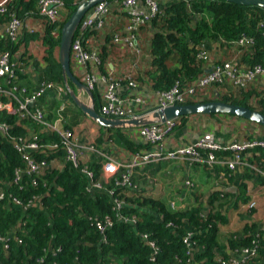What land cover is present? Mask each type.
<instances>
[{
	"label": "trees",
	"instance_id": "16d2710c",
	"mask_svg": "<svg viewBox=\"0 0 264 264\" xmlns=\"http://www.w3.org/2000/svg\"><path fill=\"white\" fill-rule=\"evenodd\" d=\"M61 1L63 5L52 21L40 12L39 0H0L8 8V13H0V54L9 51L21 64L38 68L44 78L65 87L59 54L61 30L84 0ZM107 1L110 12L102 27L90 30L84 41L86 49L96 51L100 57V63L92 66L96 74L111 73L117 78L132 76L140 86L138 92L150 104L156 103L159 90L178 84L185 91L194 89L186 95L184 103L223 101L264 114V76L242 89L230 81L214 86L198 85V80L214 65L231 62L238 68L264 66V8L224 0L161 1L157 15L136 30L138 45L131 47L124 40L129 34L128 11L115 0ZM12 13L21 21L17 40H12L5 31ZM242 33L253 37L254 43L239 45L236 41ZM91 36L100 40L98 47L94 48ZM211 41H219L223 46V52L216 58L209 46ZM204 49L209 56L207 61L199 56ZM116 59L124 67L123 74L118 76L110 67V63L117 67ZM71 69L84 82V67L72 54ZM24 75L19 74L18 80ZM70 85L76 89L71 82ZM93 96L95 107L100 111L101 91H93ZM63 100L74 106L64 111L69 128L81 115H86L67 92L60 96L55 87L48 89L38 102L52 119ZM202 115L217 121H221L220 117L244 121L246 124L230 123L225 128L228 133L235 131L239 138L242 136L241 141L255 139L251 133L256 128L260 138L264 137V125L234 114H192L174 121L179 128L186 125L188 118ZM0 120L12 124L10 133L13 136L28 137L26 129L17 123L16 115L3 112ZM33 128L41 143L60 142L56 132L46 131L40 124H34ZM218 129L223 130V123ZM111 145L119 147L121 153H131L132 158L123 162H130L135 155L152 149L142 137L141 127L101 126L94 146L114 152ZM216 153L224 159L235 154L234 151ZM35 155L38 160L48 162L46 170L37 176L38 185L30 184L27 177L23 183H15L16 170L24 168L26 162L12 138L0 132V192L4 193V198L0 199V235L7 238L9 245L6 247L0 241V264H264V226L253 223L245 227L242 236L237 230L229 233L224 241L219 239L220 224L229 222L230 213L239 210L240 202L249 204L252 211L255 208L250 207L253 199L252 194L246 193V183L240 188L238 185L236 192L229 189L234 181V170L225 165L202 164L214 176L215 186L207 199L201 200L202 194L195 189L194 183L186 184L193 187L195 202L171 209L160 196L146 194L135 175H131L132 185H123L119 173L104 182L101 159L87 164L80 158L76 166L67 159L61 147L47 148ZM56 160L62 167L54 165ZM246 160L253 166L244 167L246 176L262 183L264 148L250 149ZM145 165L148 164L137 168ZM85 166L93 170L94 180L102 188L89 190L90 180L82 171ZM222 175L227 182L218 183L216 179ZM13 196L23 204L33 199L37 201L24 209L14 202ZM114 199L123 200L119 209L115 208ZM120 215L134 221L127 222ZM107 218L114 223L106 230L103 240L96 221L104 222ZM189 232L193 235L192 254L187 252L183 241ZM144 235L149 236L155 247L147 243ZM18 238L23 242L19 243ZM244 249L250 253H245Z\"/></svg>",
	"mask_w": 264,
	"mask_h": 264
},
{
	"label": "built area",
	"instance_id": "2783aa9c",
	"mask_svg": "<svg viewBox=\"0 0 264 264\" xmlns=\"http://www.w3.org/2000/svg\"><path fill=\"white\" fill-rule=\"evenodd\" d=\"M162 3H167L176 0H115L116 3L122 5L129 13L130 23L128 25L129 34L125 37V42L131 47H137L138 39L136 30L139 26L150 22L160 11ZM110 2L102 1L94 6L82 19L79 24L73 41H72V55L84 67L83 77L84 83L92 91H101L102 102L100 104V113L106 117L113 118H133L141 115H151L154 110L167 107L175 104H182L186 100L188 93H193L194 89L188 91L182 90L176 84L170 89L159 90L157 92V101L155 105H151L147 99L138 91L139 84L127 75L122 78L114 77L109 74H96L92 70V66L100 63V57L96 51L86 49L84 41L87 33L93 29H100L103 25L105 17L110 12ZM63 5L61 0H39L40 12L54 21L56 19L58 9ZM0 13H8V8L0 3ZM21 27L20 19L14 14H11V19L7 24L5 31L12 40L19 38V29ZM239 45L249 46L254 43L253 37L247 34H241L236 41ZM199 56L208 60L207 51L201 50ZM35 69L31 66L21 64L17 59L13 58L9 51L0 54V78L6 80L8 86H0V95L5 98L0 99V114L7 112L12 115L19 114L21 117L33 120L43 126L46 131L56 132L60 136V142L50 144L41 143L37 135L20 137L13 136L10 133L12 124L0 120V132L12 138L15 143V148L22 155L25 163L24 168L16 170L14 181L15 183H23L27 177L30 184L38 185L37 176L42 174L48 167V162L45 159L38 160L36 153L43 152L47 148L58 149L63 148L67 159L73 162L76 166L84 151L101 154L104 157L105 171L113 175L119 173L123 180V185H132L131 170L142 164H150L161 160H185L189 164H207L213 167L215 164H222L230 170H234L241 165H248L253 167L246 160V154L249 150L256 147L264 148V138L253 139L249 141L233 140L225 141L218 137L213 132H207L196 138L190 144L179 145L174 149L166 147V139L176 128L174 119L167 120L162 123H152L141 126L142 137L152 145V149L144 154H138L133 157L130 162H123L110 155H106L97 150L94 145H83L76 136L73 129L66 126V117L64 111L69 102L63 100L55 117L49 119L45 111L36 106L34 109L30 106L31 103L36 102L48 89L55 87L58 94L61 96L67 92L63 85H55L50 80L41 81L38 86L30 90L28 87L19 83V74H28L34 72ZM264 76V66L255 65L252 67H236L231 62L218 64L206 70L204 75L198 80L199 86H214L216 84H224L227 81L232 82L234 86L239 89L246 88L250 83L256 81ZM218 151H234L235 154L230 159L218 157ZM82 171L90 180L89 190L93 191L95 188H102V186L95 182L94 173L89 166L82 168ZM264 174V171H261ZM188 186L193 185L191 179H187ZM227 182L225 175L219 179V183ZM16 204L23 205L24 209L37 199L31 200L27 204L13 196ZM4 198V193L0 192V199ZM115 208L119 209L123 205V200L114 199ZM171 209L176 208V203L173 201L169 204ZM256 206V201L250 203V207ZM125 221H134V219L127 218L123 215L119 216ZM97 227L100 234L105 240V232L111 227L114 221L107 218L102 222L97 220ZM192 233L189 232L183 237V241L188 248V253L192 254L194 245L192 241ZM147 243L155 247L148 235H144ZM0 241L5 243L8 247L7 238L0 235ZM18 242L23 240L18 238ZM245 253H250L248 249H244ZM238 264V263H237Z\"/></svg>",
	"mask_w": 264,
	"mask_h": 264
},
{
	"label": "crops",
	"instance_id": "0c3cea01",
	"mask_svg": "<svg viewBox=\"0 0 264 264\" xmlns=\"http://www.w3.org/2000/svg\"><path fill=\"white\" fill-rule=\"evenodd\" d=\"M120 19H122L121 16L119 17V20ZM91 40L92 42H95L96 46H94V48L98 47V45L100 44V40L96 41L93 36H91ZM209 46L212 49V55L215 58L217 56H220L221 52H223V46L219 41H211L209 43ZM116 60L117 67H115L113 63H110V67L115 76H118L120 74L122 75L124 69L123 64L119 61V59ZM32 67L35 69V71L25 74L24 77H21V79L19 80V83L21 85L28 87L30 90L35 89L43 79V76L40 73L41 71L34 66ZM0 86H8L5 79L2 78V80H0ZM68 105L69 106H67V108L73 106L72 103H68ZM30 106L34 109L36 106H40V104L37 100L36 102L31 103ZM16 118L17 123L25 128L26 132L29 133L28 136L38 135L33 128V125H39L38 123H34V121L32 122V120L30 119L25 120L27 118L21 117L19 114L16 115ZM220 119L221 121H217L216 118L208 117L206 115L188 118L186 125L179 128L176 127L171 135L166 139V147L169 149H174L179 145L190 144L195 141L197 137L209 131H212L218 137L222 138L225 141H239L243 139L242 136L239 138L235 131H231L228 133L225 128L226 125L230 123L236 125L246 124L244 121H238L237 119L232 118L228 119L226 117H220ZM69 123L70 122L68 121V123H66V126ZM221 123H223V130L218 129ZM100 127V125L87 118L86 116L85 118H82V115L79 117L78 121H76L74 124L69 125V128L74 130L76 136L79 138L80 143L83 145H94L96 138L100 135ZM258 133L259 129L256 128L254 132L251 133V137L255 136V139H259L260 136L258 135ZM111 147L115 153L114 155L110 156L121 161H129L132 158L131 153H121L120 155H118L116 153V146L114 147L111 145ZM97 150L101 153L109 155L102 151V148ZM248 155L249 153L246 154V157ZM80 158L83 161L87 162V164H92V162H96L101 159L102 178L104 182L110 181L117 174L114 173L113 175H110L105 171L104 157L101 154L84 151V153L81 154ZM54 160L55 159H53L51 162H53ZM54 165L62 167L60 161L58 160L54 162ZM245 166L246 165H241L234 169V181L232 182V184H230L231 186H229V189L233 192H236L238 185L240 188L244 183H246V193L252 194V199L253 201H256V206L255 208H253L254 211H252V209H249V204L240 202L239 210L230 213L229 222L227 224H220L218 235L221 241H224L232 231L239 230V235L242 236L247 225L256 223L259 227L264 226V181L261 183L257 180V178L247 177L244 168ZM136 168H133L131 170V174L135 175V178L137 180L136 182H138L139 186L145 191L146 194H150L155 197L160 196L168 202V205L174 201L176 203V207L179 208H184L195 202V196L192 194L193 187L190 188L185 183L187 179H191L194 183L195 189H197L198 192L202 194L201 200H206L209 193L215 186L214 176L212 175V173H210L208 167L198 164H189L187 161L181 159H178V161L161 160L137 169ZM216 181L219 183V180L216 179ZM233 213L238 215V223H235L234 219L232 218Z\"/></svg>",
	"mask_w": 264,
	"mask_h": 264
},
{
	"label": "water",
	"instance_id": "95a60500",
	"mask_svg": "<svg viewBox=\"0 0 264 264\" xmlns=\"http://www.w3.org/2000/svg\"><path fill=\"white\" fill-rule=\"evenodd\" d=\"M105 0H84L81 2L71 17L63 25L60 41V62L62 74L67 93L70 95L74 104L86 115L100 126L109 128H133L141 127L152 123H162L167 120L176 119L180 116L192 114H214L228 113L239 117L258 122L264 125V114L249 107L226 103L223 101H207L197 103H182L159 108L151 115H141L133 118H113L103 116L95 107V100L92 91L88 86L78 79L71 69L72 41L75 32L85 15L96 4ZM239 5H254L264 8V0H224ZM70 82L75 85L72 88ZM82 94L88 96L84 99Z\"/></svg>",
	"mask_w": 264,
	"mask_h": 264
},
{
	"label": "rangeland",
	"instance_id": "374dc122",
	"mask_svg": "<svg viewBox=\"0 0 264 264\" xmlns=\"http://www.w3.org/2000/svg\"><path fill=\"white\" fill-rule=\"evenodd\" d=\"M0 80H2V78H0ZM46 80V78L43 77L42 81ZM82 97L84 99H88V96L87 95H83L82 94ZM2 100H4L5 98H1ZM82 118H85V116L82 115ZM251 121V120H250ZM105 153L109 154V155H114L115 152H109L108 150H104ZM118 155L121 154V150L119 148H117V152H116ZM166 160V159H165ZM175 161H178V160H175ZM180 182V180H179ZM232 218L234 219L235 223L239 222V217L238 215H236L235 213L232 214Z\"/></svg>",
	"mask_w": 264,
	"mask_h": 264
}]
</instances>
